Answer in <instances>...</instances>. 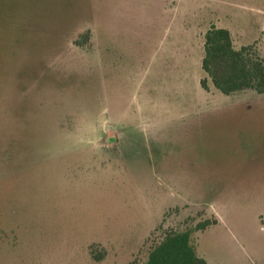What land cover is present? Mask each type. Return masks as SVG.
I'll list each match as a JSON object with an SVG mask.
<instances>
[{
    "label": "rangeland",
    "instance_id": "obj_1",
    "mask_svg": "<svg viewBox=\"0 0 264 264\" xmlns=\"http://www.w3.org/2000/svg\"><path fill=\"white\" fill-rule=\"evenodd\" d=\"M211 24L251 44L264 0H0V264H140L206 219L209 264H264V94L203 89Z\"/></svg>",
    "mask_w": 264,
    "mask_h": 264
},
{
    "label": "trees",
    "instance_id": "obj_2",
    "mask_svg": "<svg viewBox=\"0 0 264 264\" xmlns=\"http://www.w3.org/2000/svg\"><path fill=\"white\" fill-rule=\"evenodd\" d=\"M203 36L202 70L206 75L201 81L203 89L209 90L208 81H211L219 93L235 99L242 98L236 95L243 92L257 96L264 94V55L261 52L264 34L253 43L241 47L235 44L228 29L215 24H211ZM109 145L117 150L116 142L107 143L103 148ZM2 152L5 154V151ZM217 222L216 219H206L183 229L168 230L160 224L157 231H163L161 237L154 241L147 258L140 264H209L198 254L193 238L196 233Z\"/></svg>",
    "mask_w": 264,
    "mask_h": 264
}]
</instances>
